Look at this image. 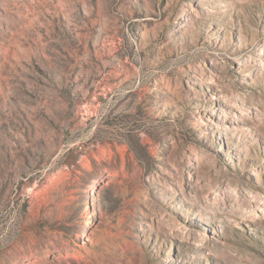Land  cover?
Here are the masks:
<instances>
[{
  "label": "rangeland",
  "instance_id": "1",
  "mask_svg": "<svg viewBox=\"0 0 264 264\" xmlns=\"http://www.w3.org/2000/svg\"><path fill=\"white\" fill-rule=\"evenodd\" d=\"M0 264H264V0H0Z\"/></svg>",
  "mask_w": 264,
  "mask_h": 264
}]
</instances>
